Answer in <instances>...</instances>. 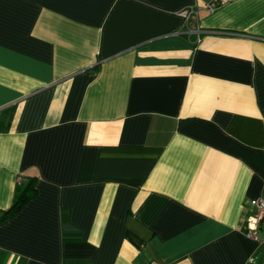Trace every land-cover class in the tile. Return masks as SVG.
Instances as JSON below:
<instances>
[{
	"label": "crops",
	"instance_id": "0c3cea01",
	"mask_svg": "<svg viewBox=\"0 0 264 264\" xmlns=\"http://www.w3.org/2000/svg\"><path fill=\"white\" fill-rule=\"evenodd\" d=\"M207 1L0 0V264H264V0Z\"/></svg>",
	"mask_w": 264,
	"mask_h": 264
},
{
	"label": "trees",
	"instance_id": "16d2710c",
	"mask_svg": "<svg viewBox=\"0 0 264 264\" xmlns=\"http://www.w3.org/2000/svg\"><path fill=\"white\" fill-rule=\"evenodd\" d=\"M35 184L36 176H29L24 182L18 184L11 205L7 209L0 210V223L14 216L26 202L36 196ZM79 236V232H74L70 227L64 226L62 232L64 241H80L81 238Z\"/></svg>",
	"mask_w": 264,
	"mask_h": 264
},
{
	"label": "built area",
	"instance_id": "2783aa9c",
	"mask_svg": "<svg viewBox=\"0 0 264 264\" xmlns=\"http://www.w3.org/2000/svg\"><path fill=\"white\" fill-rule=\"evenodd\" d=\"M228 1L230 0H208L205 2V8L208 12H213ZM191 12L192 8H184L181 14L187 19ZM196 32L198 36L200 29L197 28ZM250 204L253 209L248 218L246 235L264 242V239L260 238V233L264 232V194L251 199Z\"/></svg>",
	"mask_w": 264,
	"mask_h": 264
}]
</instances>
